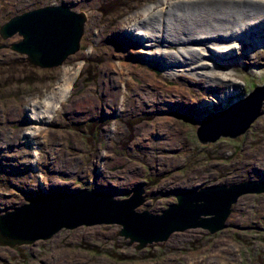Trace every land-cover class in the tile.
Segmentation results:
<instances>
[{
	"label": "rangeland",
	"instance_id": "obj_1",
	"mask_svg": "<svg viewBox=\"0 0 264 264\" xmlns=\"http://www.w3.org/2000/svg\"><path fill=\"white\" fill-rule=\"evenodd\" d=\"M90 1L0 0V27L17 14L50 3L65 4L75 11L89 13H84L87 21L80 50L60 67L33 65L27 55L10 47L22 36L16 34L7 40L0 36V212L11 200H29L41 189L44 183L41 176H45L50 189L57 187L55 182L65 184L68 181L72 188H109L119 198L124 197L127 190L144 188L147 201L140 208L156 213L175 202V193L182 188L264 181V101L261 114L245 133L234 138L222 136L218 142L206 144L197 137L198 126L209 112L228 108L236 98L204 109L203 113L185 110L179 115L176 112L162 115H169V123L176 128L168 126L162 130L151 128L158 120L159 114L154 110L160 103L151 95L154 99L152 107L138 106L137 111L130 112L129 97H121L120 101V84L118 90L115 88L113 104L107 106L103 86H110V80L117 75L114 72L109 75L104 68L115 61L111 53L118 47V42L114 43L108 36L118 32L120 23L130 13L143 9L154 0ZM100 26L104 28L105 37L98 45L97 54L80 60L79 52L86 51L89 43H94ZM142 59L121 57L120 61L136 64L133 68L142 69L144 73ZM260 60L258 67L248 65L238 72L245 86L237 98L247 96L255 87L264 84V55ZM79 62L83 66H80L81 81L75 86L78 90L71 92L73 95L47 125L43 136H37V143L30 142L27 137L30 135L28 114L31 112L23 109L26 99L42 95L50 86L59 84L65 77L64 72L75 70ZM148 69L150 73H157L153 68ZM134 79L131 77V81ZM163 80L165 86L172 85L171 81ZM183 88L189 90V85ZM191 88V96L197 102L213 96L211 89L204 93L199 88ZM91 93L97 97L91 105L83 102L80 107L73 101L76 96ZM134 99L139 101V96L135 95ZM118 107L127 110L115 116L112 112ZM119 123L124 130L113 136L112 148L107 141V130ZM156 130L170 140L159 142L155 134L149 141L135 143L138 137L146 133L151 135ZM37 146L42 156L41 174L30 163L31 149ZM56 153L58 157L53 164L51 161ZM65 159L72 160L71 170L61 169L67 166ZM100 166L104 167L102 172L98 171ZM75 167L78 168L75 170ZM19 189L30 194H23ZM229 223L215 234L200 228L190 229L143 249L128 246L127 240L119 235L121 227L116 224L62 229L50 239L14 247L5 258H0V264H45L43 260L49 264H264V193L241 197L233 208Z\"/></svg>",
	"mask_w": 264,
	"mask_h": 264
},
{
	"label": "bare ground",
	"instance_id": "obj_2",
	"mask_svg": "<svg viewBox=\"0 0 264 264\" xmlns=\"http://www.w3.org/2000/svg\"><path fill=\"white\" fill-rule=\"evenodd\" d=\"M53 5L59 4L50 3L40 7ZM83 13L89 15L85 11ZM120 24L118 32L108 36L114 43L118 42V47L116 52L111 53V58L115 61L108 64L104 71L109 72V75L114 72L117 76L110 80V86L104 84L103 92L107 96L104 101H107L108 107L113 104L115 88L118 90L120 84V101L121 97H129L130 112L137 111L138 106L145 109L152 107L151 102H154V99L150 98L151 95L160 102L159 107L154 110L159 114L158 120L151 128L159 127L162 130L170 126L176 129L169 123V115L162 116L169 112H176L178 115L185 110L187 113H203L204 109L225 104L229 98H236L237 101L238 95L242 94L243 85L245 86L238 72L244 71L241 68L246 69L248 65L258 67L264 55V0H154L143 9L130 13ZM104 37V28L100 26L94 43H89L86 51L79 52L82 58L79 59L96 55L98 45ZM121 52L124 53L121 55ZM133 56L143 58L141 64L143 62L144 73L142 69L133 68L136 64L130 65L128 61H120L121 57ZM69 58L70 56H67L56 67L64 65ZM80 66H83L82 62L77 63L75 70L65 71L63 80L47 88L42 95L26 99L23 109L31 112L28 114L30 135L27 137L30 142L37 143V136H43L47 125L62 111L66 101L73 95L71 92L78 90L75 86L76 82L81 81ZM148 67L155 69L157 73H150ZM130 76L135 79L131 81ZM238 78L242 82L240 79L236 80ZM163 79L171 81L172 85L165 86ZM185 85H189V90L183 88ZM191 86L204 93L211 89L213 96L197 102L190 93ZM83 89L82 87L81 90ZM135 95L139 96V101L134 99ZM95 99L97 97L91 93L89 96H76L73 101L82 107L83 102H90L91 105ZM117 109L112 112L115 116L127 110L122 107ZM123 128L119 123L118 126L114 124L107 130V141L112 148L113 136L124 130ZM158 132L156 130L151 135L143 134L135 143L149 141L155 134L158 135L159 142L170 140V137ZM31 151V167L40 173L42 156H38V146L33 147ZM57 157L58 153L54 154L51 163L55 164ZM65 161L67 166L61 169L71 170L72 160ZM77 168L75 167V170ZM54 169H57V166ZM103 169L104 167L100 166L98 171L102 172ZM41 181L47 183L45 176H41ZM41 181L39 179V183ZM66 182L65 186H69L68 181ZM45 187L50 188L47 184ZM18 203L20 202L11 200L7 206ZM43 262L49 264L47 261Z\"/></svg>",
	"mask_w": 264,
	"mask_h": 264
},
{
	"label": "water",
	"instance_id": "obj_3",
	"mask_svg": "<svg viewBox=\"0 0 264 264\" xmlns=\"http://www.w3.org/2000/svg\"><path fill=\"white\" fill-rule=\"evenodd\" d=\"M86 21L83 12L65 4L45 6L11 17L1 25L0 36L9 39L19 34L22 39L10 46L14 51L27 55L35 66L55 68L80 50ZM263 101L264 84L228 108L209 112L197 128L199 141L210 143L222 136L234 138L245 133L261 114ZM45 185L42 183L29 200L1 209L0 245L33 244L52 238L62 229L116 224L128 246L143 249L190 229L200 228L211 234L222 231L229 226L241 197L264 193V181L256 180L182 188L175 193V202L156 213L140 208L147 201L144 188L127 190L119 198L109 188L62 184L50 189Z\"/></svg>",
	"mask_w": 264,
	"mask_h": 264
},
{
	"label": "built area",
	"instance_id": "obj_4",
	"mask_svg": "<svg viewBox=\"0 0 264 264\" xmlns=\"http://www.w3.org/2000/svg\"><path fill=\"white\" fill-rule=\"evenodd\" d=\"M22 145V144H21ZM38 151H39V146H38ZM39 157L41 156V154L38 155ZM2 192V190H0V193ZM15 197V196H14ZM16 199V198H15ZM176 199V198H175ZM12 206V205H11ZM8 206H5L4 208H7ZM165 208V207H164ZM3 209V208H2ZM23 245H28V244H23ZM14 247H10V246H3L0 245V258H5L9 252L13 251ZM16 248V246H15ZM5 261H8L5 259ZM45 261V260H44ZM43 262V261H42ZM44 263V262H43Z\"/></svg>",
	"mask_w": 264,
	"mask_h": 264
}]
</instances>
